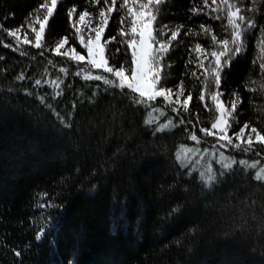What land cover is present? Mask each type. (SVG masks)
<instances>
[{
	"label": "trees",
	"instance_id": "1",
	"mask_svg": "<svg viewBox=\"0 0 264 264\" xmlns=\"http://www.w3.org/2000/svg\"><path fill=\"white\" fill-rule=\"evenodd\" d=\"M43 2L0 0V23L5 30L21 26L23 33L30 20L44 14L36 11ZM233 2L255 10L243 14L255 19L258 29L246 31L240 54L222 58L219 91L226 107L236 95L241 97L235 113L238 123L229 135L245 122L264 129V0ZM122 3L117 0L119 10L109 14L104 35V40L116 37L106 46V58L114 68L130 65V50L119 35L130 22L124 19ZM73 7L77 11L70 19L67 13ZM103 7L104 0L99 4L58 0L42 49L16 46L6 31H0V264H264V182L255 181L257 169L236 165L221 180L214 164L219 186L207 189L197 182L200 166L189 178L188 169L175 159L180 145L209 148L215 142L199 129L210 126L217 115L210 101L215 89L205 87V77L213 64L210 52L222 50L220 40H231L226 11L212 12L216 5L211 0L207 5L203 0H164L153 9L157 34H166L162 40L180 29L160 68L162 83L173 87L174 93L183 82L181 101L193 96L189 111L184 113L178 104L177 115L161 106L160 98L138 106L127 89L86 81L83 72L77 77L79 67L52 54L65 35L69 45L84 53L71 23L81 11H88L95 27ZM217 15L221 19H215ZM212 35L217 37L215 45ZM9 43L12 48L4 46ZM196 43L205 47L204 69L192 51ZM61 67L69 71L60 73ZM81 67L114 79L86 63ZM21 74L25 79L17 80ZM38 78H59L63 95L53 101L57 89L37 90L33 82ZM45 93L41 103L37 97ZM200 93L204 102L198 100ZM71 101L76 102L75 109ZM47 103L70 126L63 125ZM152 107L157 108L155 113ZM181 118L185 124L178 123ZM168 119L177 126L153 135ZM192 131L200 144L190 140ZM254 148L260 146L254 143ZM226 154L264 166V152L244 156L229 150ZM174 207L179 211L170 215ZM17 250L22 252L20 258L13 254Z\"/></svg>",
	"mask_w": 264,
	"mask_h": 264
},
{
	"label": "snow or ice",
	"instance_id": "2",
	"mask_svg": "<svg viewBox=\"0 0 264 264\" xmlns=\"http://www.w3.org/2000/svg\"><path fill=\"white\" fill-rule=\"evenodd\" d=\"M97 4L100 0H95ZM164 0H123L121 5L124 8V19L129 20L128 29L121 28L119 35L125 38L124 43L128 50H130V65L128 68L112 67L110 66L109 59L106 58V46L111 41H115L116 37L112 36L109 40H104L105 29L109 23V14L113 11H118L116 8L117 0H104L106 7L100 8L98 12L99 22L95 27H92L91 14L88 11H81L78 20L71 23L72 29L75 32V39L84 54L77 50L75 45H69V38L67 35L59 42L55 43L52 54L56 57H61L64 61H70L74 66L79 67V70L75 71V76H81L84 73V80L86 81H103L104 85H113L119 90H128L131 94V99L136 105H148L150 102L156 101L160 98L161 106H165L171 109L173 113L179 115L177 108L178 104H182L183 112L189 111V102L193 100L191 94L187 95L182 101L178 99L185 95L183 82H180L175 87L178 89L175 93L173 87L165 86L161 80V62L169 52L171 42L177 40L180 29L177 28L171 32L170 39L162 40L160 37L166 35L165 33L157 34V29L154 28V22L157 20V15L153 9L156 6L161 5ZM204 4H208V0H203ZM251 2V0H250ZM212 5L216 7L212 8V12L226 11V23L231 26V40L222 39L219 41L222 50L211 51L210 57L213 58V64L211 70L207 72L205 77V87L214 88L215 91L211 92L210 101L214 105V110L217 113L214 122L210 123L208 127H201L200 133L205 137H213L215 143L212 144L213 151L209 152L207 148L204 149V153L201 154L199 148L185 147L180 145L179 151L175 153V159L179 162L182 169H188L187 176L191 178L192 174L196 172V166L193 164V156H200V159L196 161L199 164L203 160L204 155L210 157H217L216 164L219 166V177L221 180L225 179L231 174L234 166L239 165L241 167L247 165L249 169H257V163L249 164L248 160L241 157L235 158L234 155L226 154L229 150L232 152L243 153L244 156L256 152H264V129H258L255 126H250L248 122L242 124L238 130L234 131L232 135H229L230 130L233 128L234 123H238L235 113L237 112L238 104L241 102V97L236 95L230 101V107H226L225 101L222 99L224 93L219 91L221 87V71H222V58L229 57L230 53L240 54L243 49V40L246 31L251 29H258V25L255 19L246 16L245 12L255 11L252 8L242 9L237 6L233 0H211ZM220 5L225 6L221 8ZM58 0H44L43 3L37 8V12L43 10V15H36L34 20H30L27 24V29L34 34V39L28 38V30L21 33V26L15 27L13 30H5L2 23H0V31H6V35L11 37L16 46L31 45L35 49H42L44 47L43 38L45 33V27L49 24V18L53 17L54 11L57 9ZM75 7L68 11L67 15L71 19L76 13ZM193 11H196L193 9ZM215 19H221V16L217 15ZM123 23V20L121 21ZM200 27L208 32L209 29L204 28L201 24ZM88 29L87 36L85 29ZM103 41V42H102ZM213 45L217 42L216 35L211 36ZM231 45V46H230ZM5 47L12 48L13 44H5ZM67 46V47H66ZM196 53L197 60L200 61L199 67L205 68L204 62L201 59L207 58L205 53V47L200 43H196L192 50ZM264 51V49H262ZM23 54V53H21ZM40 56H44V52L39 53ZM86 64L90 69L102 70L103 73L111 74L114 79H110L105 75H93L92 71H85L82 64ZM52 63L51 60L48 61ZM191 63V61H189ZM264 68V65H261ZM60 73H67L69 71L66 67L59 69ZM127 73V74H126ZM195 75V73H193ZM211 78L209 82L208 78ZM17 80H24L23 74L16 77ZM51 86L57 89L52 95V100L55 101L63 95V89L60 88L59 78L51 81H42L41 79H35L33 87L37 90ZM253 91H256L253 89ZM27 95L31 96L32 93L28 92ZM48 93L44 95H38V99L41 103L45 102ZM174 97L176 99H174ZM200 102L205 101V95L200 93L198 96ZM72 108L75 109L76 102L71 101ZM52 110L53 115L65 126H70V121L61 116L51 103L45 105ZM207 107V105H205ZM153 113L157 111L156 107L150 109ZM70 117L71 112L67 113ZM148 124H152L153 121L149 120ZM179 124H185V120L181 118ZM177 126L173 119H168L166 123H161L153 132L163 133L168 128H175ZM245 130H249L247 136H245ZM234 138L236 143H234ZM190 140L196 144H200V139L196 135L195 131L190 133ZM254 141L260 146L259 149L254 148ZM222 149V150H219ZM191 154V155H190ZM189 165H192L189 168ZM254 179L258 182H264V167H260L254 172ZM203 182V186L207 189H212L214 186H219L218 174L214 171L212 163L206 162L203 166V170L197 174V182ZM41 207H46L41 205ZM264 207V205H262ZM179 211L178 207H174L170 210V215ZM256 219L255 215L252 217ZM262 227H264V220L261 221ZM194 231V230H193ZM40 239L39 236L36 237ZM14 256L20 258L22 252L17 250Z\"/></svg>",
	"mask_w": 264,
	"mask_h": 264
},
{
	"label": "rangeland",
	"instance_id": "3",
	"mask_svg": "<svg viewBox=\"0 0 264 264\" xmlns=\"http://www.w3.org/2000/svg\"><path fill=\"white\" fill-rule=\"evenodd\" d=\"M46 28V27H45ZM87 33H88V29L86 28L85 29V34H86V36H87ZM103 42V41H102ZM67 47V46H66ZM82 54H84V53H82ZM86 63V62H85ZM96 70V69H95ZM127 74V73H126ZM174 99H176L175 97H174ZM178 99H180V97L178 98ZM182 105V104H181ZM248 131L249 130H245V136H247V134H248ZM237 141H235V138H234V143H236ZM215 143V142H214ZM254 143H255V141H254ZM192 148H199V147H192ZM200 149V152H201V154H203L204 153V149L205 148H199ZM208 149V151L209 152H211V151H213L214 149L212 148V146L211 147H209V148H207ZM219 150H222V149H219ZM191 155V154H190ZM219 157H218V155H217V157H215V158H213V157H210V156H208V155H204V158H203V160H201L200 161V163L199 164H196V161L197 160H199L200 159V156H193V162H194V164H195V166H200V171L201 170H203V166L205 165V163L206 162H210V163H212V166H213V169H214V164H216V160L218 159ZM217 165V164H216ZM264 167V166H263ZM197 168V167H196ZM259 169V167L257 166V170Z\"/></svg>",
	"mask_w": 264,
	"mask_h": 264
}]
</instances>
